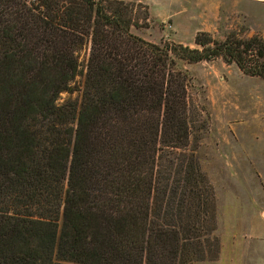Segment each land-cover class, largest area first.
I'll return each mask as SVG.
<instances>
[{
  "label": "trees",
  "instance_id": "16d2710c",
  "mask_svg": "<svg viewBox=\"0 0 264 264\" xmlns=\"http://www.w3.org/2000/svg\"><path fill=\"white\" fill-rule=\"evenodd\" d=\"M134 6L146 23L124 0H0V264L218 256L178 61L221 57L264 79V39L157 44L131 31Z\"/></svg>",
  "mask_w": 264,
  "mask_h": 264
},
{
  "label": "rangeland",
  "instance_id": "374dc122",
  "mask_svg": "<svg viewBox=\"0 0 264 264\" xmlns=\"http://www.w3.org/2000/svg\"><path fill=\"white\" fill-rule=\"evenodd\" d=\"M124 1L147 7L146 23L141 19L144 10L133 7L135 20L143 24L132 26L131 31L157 44L175 42L196 47L194 36L199 28L209 29L210 35L219 40L229 33L240 38L258 34L264 39V0H236L242 15L232 14L230 19L228 0H147L152 15L146 2ZM218 2L219 17L215 15ZM170 10L176 11L173 19L161 16ZM247 15L260 25V31L250 30L254 26L244 19ZM85 59L82 52L81 71ZM178 66L190 76L188 100L199 115L189 137V149L195 150L212 186L215 234L220 243L217 257L192 264H220V255L227 257L229 246L235 242L243 243V264H264V79L243 73L221 57L197 63L178 61ZM82 79L80 72L77 84ZM67 96L62 94L63 98Z\"/></svg>",
  "mask_w": 264,
  "mask_h": 264
},
{
  "label": "crops",
  "instance_id": "0c3cea01",
  "mask_svg": "<svg viewBox=\"0 0 264 264\" xmlns=\"http://www.w3.org/2000/svg\"><path fill=\"white\" fill-rule=\"evenodd\" d=\"M138 1H144V2H148L147 0H138ZM148 4V3H147ZM240 4V2H237L236 0H228V3H227V14H228V18L230 19V17L233 15L237 16V15H242L241 14V11H238V5ZM149 5V10H150V13L152 15V8H151V5ZM215 7H216V10L217 12L215 13V15L217 17H219L220 15V11H221V4L220 2L216 3L215 4ZM176 11L175 10H170L169 14H162L161 16H166V17H171L173 19V14H175ZM159 17V16H158ZM251 17L249 15H247L246 17H244V19L246 21H249V25L251 26H254V27H251L250 30L252 31H260L261 29L258 28V26H260L259 24H254L252 21L256 22L255 20H251L250 19ZM201 30H209L207 28H199L197 29V31H201ZM230 249L227 253V257L224 256L223 254L220 255L219 257V261L222 263L224 262V264H243L244 263V258H245V250H244V246H243V243L242 242H235L233 244H231L230 246ZM241 253V254H240ZM240 254V255H239ZM220 263V264H221Z\"/></svg>",
  "mask_w": 264,
  "mask_h": 264
}]
</instances>
